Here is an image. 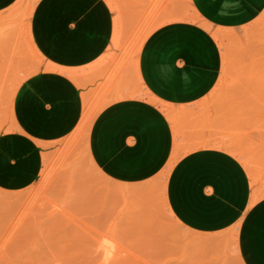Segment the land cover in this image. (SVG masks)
<instances>
[{
  "label": "crops",
  "instance_id": "1",
  "mask_svg": "<svg viewBox=\"0 0 264 264\" xmlns=\"http://www.w3.org/2000/svg\"><path fill=\"white\" fill-rule=\"evenodd\" d=\"M14 1L0 0V10ZM191 4L203 23L176 20L160 25L138 51L137 72L152 101L126 92L123 85L129 74L111 79V101L94 114L88 128L90 157L117 182L159 176L179 224L202 233L233 231L241 263L264 264L260 173L231 148L212 145L206 131L203 145H197L191 129L182 140L175 119L181 114L196 116L197 105L211 100L223 67L222 50L212 31L254 26L264 12V0H191ZM111 32L112 14L104 0L36 3L30 33L47 66L26 77L15 93V129L0 134L1 187L31 184L41 169L44 150L81 122L85 100H93L100 80L94 74L74 80L65 71L94 66L109 49ZM209 111L212 116L213 110Z\"/></svg>",
  "mask_w": 264,
  "mask_h": 264
},
{
  "label": "rangeland",
  "instance_id": "2",
  "mask_svg": "<svg viewBox=\"0 0 264 264\" xmlns=\"http://www.w3.org/2000/svg\"><path fill=\"white\" fill-rule=\"evenodd\" d=\"M38 1L15 0L0 10V134L15 129L20 84L47 66L30 33ZM104 1L112 14L109 49L94 66L65 71L74 80L92 74L100 80L93 100H85L83 119L44 150L31 184L0 186V264H242L233 231L202 233L175 220L159 176L117 182L91 159L88 128L111 101V79L129 74L126 92L151 100L136 67L146 37L171 21L203 23L191 0ZM212 32L222 50L220 77L196 116L175 118L180 137L187 140L191 129L203 145L204 131L210 133L212 145L227 146L250 162L264 192V12L254 26Z\"/></svg>",
  "mask_w": 264,
  "mask_h": 264
},
{
  "label": "bare ground",
  "instance_id": "3",
  "mask_svg": "<svg viewBox=\"0 0 264 264\" xmlns=\"http://www.w3.org/2000/svg\"><path fill=\"white\" fill-rule=\"evenodd\" d=\"M166 174H167V171L164 173L163 177L166 176Z\"/></svg>",
  "mask_w": 264,
  "mask_h": 264
}]
</instances>
